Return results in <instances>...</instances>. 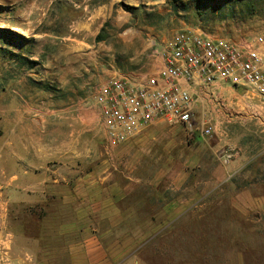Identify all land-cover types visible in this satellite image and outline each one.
<instances>
[{"label": "rangeland", "instance_id": "obj_1", "mask_svg": "<svg viewBox=\"0 0 264 264\" xmlns=\"http://www.w3.org/2000/svg\"><path fill=\"white\" fill-rule=\"evenodd\" d=\"M16 25L25 28L24 34ZM262 27L264 0H0V46L10 47L21 59L15 62L0 54V79L21 78L19 87L28 92L23 99L34 109L29 116L40 115L36 109L48 110L52 128L103 129L93 104L96 87L115 72L127 78L152 75L161 64L154 52V41L168 40L185 28L242 40ZM8 30L31 42L11 37ZM235 98L229 95L228 101L235 102ZM21 100L15 95L10 103L16 108L23 103ZM224 105L198 103L187 125L165 124L167 129H178L177 144L171 149L176 165L170 169L162 166L169 154L164 133L138 148L144 162L136 168V174L150 181L161 170L171 181V172L176 170V189L164 188L162 194L175 197L178 209L188 207L190 201L192 205L171 220L164 215L161 229L135 231L134 244H114L110 248L121 258L112 264H264V229L255 230L253 215L237 208L236 194L251 184L255 168L248 164L239 177L215 181L210 172L235 157L236 150L191 151L184 130H180L201 129L204 123L211 124L212 129H254L253 124H244L246 128L240 124L244 120L232 110V106L236 110L233 104L226 106L224 101ZM225 108L231 109L228 118L221 114ZM77 110L92 116L90 124L74 125L64 117ZM59 115L68 121L57 123ZM84 146L82 153L87 154ZM191 154L199 158L192 170L185 164ZM201 155L207 165L198 166ZM105 156L104 153L102 157ZM117 169L123 170V164ZM261 189L264 191V185ZM151 192L148 189L145 194L149 196ZM244 201L241 199V204ZM17 205L20 221L28 223L20 230L22 237L35 240V249H41V243L32 235L40 236L43 231L38 232L21 212L24 204ZM113 232L108 242L130 231ZM126 241L121 239V243ZM1 255V264H12L10 255Z\"/></svg>", "mask_w": 264, "mask_h": 264}, {"label": "crops", "instance_id": "obj_2", "mask_svg": "<svg viewBox=\"0 0 264 264\" xmlns=\"http://www.w3.org/2000/svg\"><path fill=\"white\" fill-rule=\"evenodd\" d=\"M16 27L20 33L26 31ZM21 82V78L0 79V264L1 254L10 255L12 264H112L121 258L110 248L114 244H134L135 231L161 229L164 215L171 220L192 205L190 201L188 207L178 209L175 197L166 198L162 194L164 188L176 189V170L171 172V181L161 170L150 181L136 174V168L144 162L138 156L141 155L137 153L138 148L162 133L167 137L165 147L169 153L162 166L170 169L176 165L171 149L177 144L178 129H167L166 122L155 121L125 142L112 146L104 129L90 126V129H60L58 125L52 128L48 110L36 109L35 113L40 115L29 116L34 109L23 99L28 92L19 87ZM216 88L226 106L236 107V110L231 108L240 115V120L243 118L240 124L245 128L246 124H253L254 129H211L206 135L202 129L180 130H184L191 151L236 150L235 157L210 172L215 181L239 177L248 164L255 168L250 176L251 184L236 194L237 208L243 214H252L254 229L261 231L264 229V191L261 189L264 185V103L247 95L237 97L236 90L224 83ZM15 95L23 102L16 108L10 103ZM229 95L237 97L236 101H228ZM203 102L206 101L196 102L195 106ZM230 110L223 109L222 116L228 118ZM68 114L64 117L70 118L74 125L91 122L92 116L83 111ZM60 117L57 123L65 124L67 119ZM83 144L87 154L82 153ZM104 153L106 156L102 157ZM201 156L198 166L207 165ZM258 158L261 160L257 162ZM198 160L191 154L185 164L192 166V170ZM121 163L123 170L117 169ZM116 171L120 175L116 176ZM148 189H152L149 196L145 194ZM241 199L245 200L243 204ZM17 204L27 208L40 205L43 218L46 215L51 219L47 224L50 237L36 238L47 248L35 249L37 242L24 239L17 230L18 221H13ZM122 229L130 232L108 242V237H114L113 231ZM125 238L128 241L121 243Z\"/></svg>", "mask_w": 264, "mask_h": 264}, {"label": "built area", "instance_id": "obj_3", "mask_svg": "<svg viewBox=\"0 0 264 264\" xmlns=\"http://www.w3.org/2000/svg\"><path fill=\"white\" fill-rule=\"evenodd\" d=\"M153 45L161 64L152 75L115 72L95 89L93 104L110 145L155 121L187 125L196 102L224 107L220 83L264 103V27L242 40L185 28ZM201 129L210 134L212 127Z\"/></svg>", "mask_w": 264, "mask_h": 264}, {"label": "trees", "instance_id": "obj_4", "mask_svg": "<svg viewBox=\"0 0 264 264\" xmlns=\"http://www.w3.org/2000/svg\"><path fill=\"white\" fill-rule=\"evenodd\" d=\"M126 8L131 9V7H126ZM6 32H8L11 37L17 38V39H19L21 41L31 42V39L24 38L22 35H19L18 33H15L14 31H9L8 30ZM9 46H12V45L9 44ZM0 54H2V56L8 58L11 61L19 62L21 60L20 58H18L17 53L14 50L10 49V47L5 48V47H1L0 46ZM24 60H26V59H24ZM26 62L27 63H32V62H29L28 60H26ZM41 208L42 207L40 205L33 206V207H28V208L24 207L23 210L21 209V212L24 213L27 216L26 219L29 218L31 220L32 225L34 223L37 224L35 226H36V230L38 232L40 231L42 233V231H43L42 235L40 234V236H38V235L35 236L34 234L33 235L31 234L32 238L46 239V238L50 237V232L48 230L47 224H48V221H51V219L50 218L47 219L46 215H45V218H43L44 217V213L42 212ZM14 218H16V219H13V221H18V226L19 227L17 228V230L19 232H20L21 229H24L25 225L28 226V223L25 224V223L20 221L22 218H19L18 213L14 214ZM20 233L23 234L22 232H20ZM31 235H29V236H31ZM40 246H41V250L44 249V248H47V247L43 246L42 244H40Z\"/></svg>", "mask_w": 264, "mask_h": 264}]
</instances>
